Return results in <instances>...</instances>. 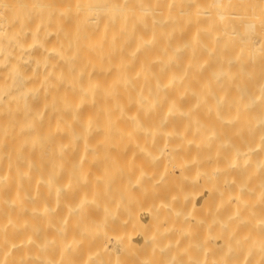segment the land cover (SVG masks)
<instances>
[{
  "label": "bare ground",
  "instance_id": "obj_1",
  "mask_svg": "<svg viewBox=\"0 0 264 264\" xmlns=\"http://www.w3.org/2000/svg\"><path fill=\"white\" fill-rule=\"evenodd\" d=\"M0 264H264V0H0Z\"/></svg>",
  "mask_w": 264,
  "mask_h": 264
}]
</instances>
